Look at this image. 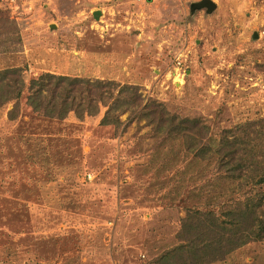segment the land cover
Masks as SVG:
<instances>
[{
    "label": "rangeland",
    "instance_id": "obj_1",
    "mask_svg": "<svg viewBox=\"0 0 264 264\" xmlns=\"http://www.w3.org/2000/svg\"><path fill=\"white\" fill-rule=\"evenodd\" d=\"M0 0V71L114 82L199 119L204 142L264 132V0ZM97 15V18L94 15ZM257 37V38H255ZM0 110V264H163L198 208L203 166L144 121L101 126L105 109L51 120ZM261 126V127H260ZM210 172V171H209ZM203 209V206H201ZM214 264H264V241Z\"/></svg>",
    "mask_w": 264,
    "mask_h": 264
},
{
    "label": "trees",
    "instance_id": "obj_2",
    "mask_svg": "<svg viewBox=\"0 0 264 264\" xmlns=\"http://www.w3.org/2000/svg\"><path fill=\"white\" fill-rule=\"evenodd\" d=\"M25 88L26 105L36 115L63 121L73 113L82 121L104 108L101 126L119 130L121 116L128 114V123L144 121L154 138L183 141L185 151L194 153L206 172L198 189L201 202L182 220V244L160 263H219L249 243L264 241V132L251 138L247 125L224 130L213 147L204 142L209 128L201 120L170 115L154 101L144 103L134 87L49 73L26 87L19 69L0 71V110L12 105L9 121L18 118Z\"/></svg>",
    "mask_w": 264,
    "mask_h": 264
},
{
    "label": "water",
    "instance_id": "obj_3",
    "mask_svg": "<svg viewBox=\"0 0 264 264\" xmlns=\"http://www.w3.org/2000/svg\"><path fill=\"white\" fill-rule=\"evenodd\" d=\"M191 9L192 10L206 9L208 13H211L216 9V5L211 0H201L200 2L193 4ZM94 17L97 18V15L95 14Z\"/></svg>",
    "mask_w": 264,
    "mask_h": 264
}]
</instances>
